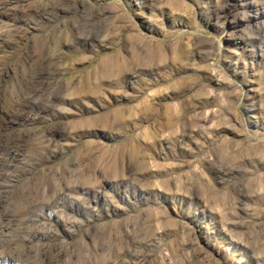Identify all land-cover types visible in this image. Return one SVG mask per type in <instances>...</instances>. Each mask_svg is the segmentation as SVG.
<instances>
[{"label":"rangeland","instance_id":"1","mask_svg":"<svg viewBox=\"0 0 264 264\" xmlns=\"http://www.w3.org/2000/svg\"><path fill=\"white\" fill-rule=\"evenodd\" d=\"M0 264H264V0H0Z\"/></svg>","mask_w":264,"mask_h":264}]
</instances>
